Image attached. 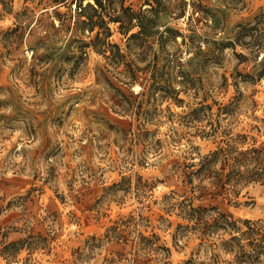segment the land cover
<instances>
[{
  "label": "rangeland",
  "instance_id": "obj_1",
  "mask_svg": "<svg viewBox=\"0 0 264 264\" xmlns=\"http://www.w3.org/2000/svg\"><path fill=\"white\" fill-rule=\"evenodd\" d=\"M99 2L0 0V264H264V0Z\"/></svg>",
  "mask_w": 264,
  "mask_h": 264
},
{
  "label": "trees",
  "instance_id": "obj_2",
  "mask_svg": "<svg viewBox=\"0 0 264 264\" xmlns=\"http://www.w3.org/2000/svg\"><path fill=\"white\" fill-rule=\"evenodd\" d=\"M94 2H97V3H99V5H101V2H99V0H93ZM263 72H264V68H263ZM222 152H224V149H222V148H220V149H218L217 151H215V152H212L210 155H208V157H203L202 159H201V161H199V164H198V170L200 171L204 166H206V164L211 160V159H213V158H216L220 153H222ZM257 153H256V155L254 156V160H255V163H256V169L257 170H261V171H264V167H263V159H264V157L263 156H261L259 153H258V151H256ZM197 170V171H198ZM196 171V172H197ZM195 173V172H194ZM261 175V173L260 174H258V176L257 177H261L260 176ZM256 179V178H255ZM258 180V179H257Z\"/></svg>",
  "mask_w": 264,
  "mask_h": 264
},
{
  "label": "bare ground",
  "instance_id": "obj_3",
  "mask_svg": "<svg viewBox=\"0 0 264 264\" xmlns=\"http://www.w3.org/2000/svg\"><path fill=\"white\" fill-rule=\"evenodd\" d=\"M93 2V0H84V3Z\"/></svg>",
  "mask_w": 264,
  "mask_h": 264
},
{
  "label": "built area",
  "instance_id": "obj_4",
  "mask_svg": "<svg viewBox=\"0 0 264 264\" xmlns=\"http://www.w3.org/2000/svg\"><path fill=\"white\" fill-rule=\"evenodd\" d=\"M26 53H27V54L29 53L28 50H26Z\"/></svg>",
  "mask_w": 264,
  "mask_h": 264
}]
</instances>
